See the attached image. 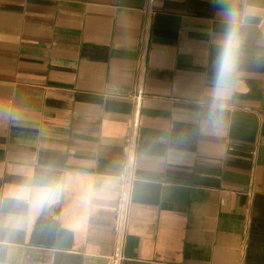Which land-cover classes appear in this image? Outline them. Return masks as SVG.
<instances>
[{"label":"crops","instance_id":"crops-1","mask_svg":"<svg viewBox=\"0 0 264 264\" xmlns=\"http://www.w3.org/2000/svg\"><path fill=\"white\" fill-rule=\"evenodd\" d=\"M225 6L246 15L218 97ZM148 7L0 0V264L109 263L139 75L122 264H264V0H155L145 50ZM45 176L54 204L10 198Z\"/></svg>","mask_w":264,"mask_h":264},{"label":"clouds","instance_id":"clouds-1","mask_svg":"<svg viewBox=\"0 0 264 264\" xmlns=\"http://www.w3.org/2000/svg\"><path fill=\"white\" fill-rule=\"evenodd\" d=\"M225 8L227 30L217 59L216 95L218 97H227L229 94L228 81L235 69L236 55L241 42L240 28L246 15L234 7L225 6ZM65 186V181L45 176L40 183L27 184L23 190L12 193L10 198L26 202L30 213H39L59 199ZM26 222L27 219L23 217L10 218V226L14 228L22 227Z\"/></svg>","mask_w":264,"mask_h":264},{"label":"built area","instance_id":"built-area-1","mask_svg":"<svg viewBox=\"0 0 264 264\" xmlns=\"http://www.w3.org/2000/svg\"><path fill=\"white\" fill-rule=\"evenodd\" d=\"M154 1L155 0H149L148 17L145 25V32L142 37L145 50L147 49L149 42V28L151 20L150 16L153 13V9L151 6ZM137 81V88L134 92V111L130 121V131L128 133L127 141L124 146V150L126 153V169L123 175V184L116 209L115 244L108 264H122L124 260V244L126 239V230L131 204L133 182L135 179L134 170L136 168L137 162L136 150L141 126L142 100L144 97V91L140 83V75L138 76Z\"/></svg>","mask_w":264,"mask_h":264}]
</instances>
